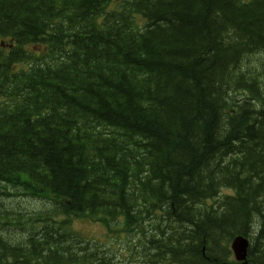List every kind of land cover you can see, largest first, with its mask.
<instances>
[{
	"label": "trees",
	"instance_id": "trees-1",
	"mask_svg": "<svg viewBox=\"0 0 264 264\" xmlns=\"http://www.w3.org/2000/svg\"><path fill=\"white\" fill-rule=\"evenodd\" d=\"M263 54L264 0H0V264H122L85 213L142 264H264Z\"/></svg>",
	"mask_w": 264,
	"mask_h": 264
},
{
	"label": "rangeland",
	"instance_id": "rangeland-1",
	"mask_svg": "<svg viewBox=\"0 0 264 264\" xmlns=\"http://www.w3.org/2000/svg\"><path fill=\"white\" fill-rule=\"evenodd\" d=\"M42 47H38L36 49V52H34L35 56H40V51ZM7 49V48H5ZM261 61L264 63V54L260 55ZM13 192V191H11ZM13 193H16L15 191ZM230 191L226 190V194H229ZM5 199H13V206L15 205V202L18 204L20 202H23L25 204L31 202L32 207L31 209L35 210V212L40 213L41 210H47L49 203L44 199H35L30 200L26 199L24 196H17L13 194L11 197L7 194ZM1 204V202H0ZM15 209V208H13ZM4 213V211H3ZM61 217V216H60ZM86 218H74L69 217L71 220V229L74 230L75 233H78V235L85 241H92L96 242L104 249H106L110 255H113L117 262H121L122 264H130L131 261L138 262L139 264H142L144 260V254L145 251H142V243L143 240L140 239L139 242H137L136 238L129 237L127 238L122 233H116L115 230L117 229L115 225L111 224L110 227L112 229V233L106 234L109 230L107 227H103L99 223H93V220L90 219L89 216L85 215ZM62 218V217H61ZM91 221V222H90ZM10 222H14V219H11L8 221L7 224L8 227H13L14 225H11ZM22 227L25 228V230H29L32 228V224L23 221ZM1 230V229H0ZM117 231V230H116ZM229 264H234V260L232 257V254H229L228 257Z\"/></svg>",
	"mask_w": 264,
	"mask_h": 264
},
{
	"label": "water",
	"instance_id": "water-1",
	"mask_svg": "<svg viewBox=\"0 0 264 264\" xmlns=\"http://www.w3.org/2000/svg\"><path fill=\"white\" fill-rule=\"evenodd\" d=\"M230 249L236 261L240 262V264H248L249 241L247 238L243 236L234 237L230 243Z\"/></svg>",
	"mask_w": 264,
	"mask_h": 264
}]
</instances>
